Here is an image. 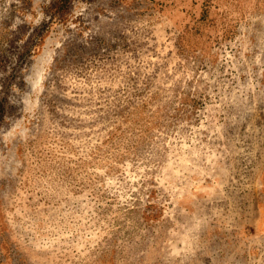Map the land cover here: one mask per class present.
<instances>
[{
	"label": "rangeland",
	"instance_id": "374dc122",
	"mask_svg": "<svg viewBox=\"0 0 264 264\" xmlns=\"http://www.w3.org/2000/svg\"><path fill=\"white\" fill-rule=\"evenodd\" d=\"M0 264H264V0H0Z\"/></svg>",
	"mask_w": 264,
	"mask_h": 264
}]
</instances>
